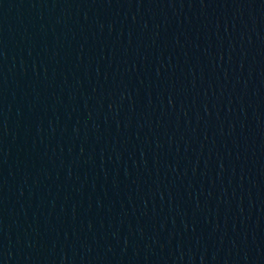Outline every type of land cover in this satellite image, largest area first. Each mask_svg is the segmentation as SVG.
<instances>
[{"label": "water", "instance_id": "1", "mask_svg": "<svg viewBox=\"0 0 264 264\" xmlns=\"http://www.w3.org/2000/svg\"><path fill=\"white\" fill-rule=\"evenodd\" d=\"M0 264H264V0H0Z\"/></svg>", "mask_w": 264, "mask_h": 264}]
</instances>
